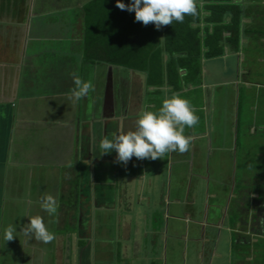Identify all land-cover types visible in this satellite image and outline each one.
Wrapping results in <instances>:
<instances>
[{
  "label": "crops",
  "instance_id": "1",
  "mask_svg": "<svg viewBox=\"0 0 264 264\" xmlns=\"http://www.w3.org/2000/svg\"><path fill=\"white\" fill-rule=\"evenodd\" d=\"M85 1L0 0V264H64L74 253L83 258L90 241L101 261L112 259V241H119L116 255L124 259L130 249L137 255L138 228L152 247L145 259L184 260L192 243L195 264H213L224 255L216 248L222 233L234 243V233L249 227L251 215H242L248 200L261 206L253 225L263 217L259 187L247 191L255 160L245 149L252 145L241 139L264 130L259 108L252 103L255 114L245 119L244 108L238 110L241 75L212 74L203 59L201 82L176 92L196 90L191 105L199 119L184 129L192 137L187 151L127 163L117 161L115 150L102 153L103 136L134 130L142 108L157 110L175 91L147 86L145 76L122 67L84 62ZM224 54H231L228 47ZM74 76L92 84L79 98ZM120 166L136 172L122 174ZM49 194L53 213L41 207ZM27 215L42 216L54 238L45 243L26 235ZM66 222L62 232L58 226ZM9 227L16 236L5 241Z\"/></svg>",
  "mask_w": 264,
  "mask_h": 264
},
{
  "label": "trees",
  "instance_id": "2",
  "mask_svg": "<svg viewBox=\"0 0 264 264\" xmlns=\"http://www.w3.org/2000/svg\"><path fill=\"white\" fill-rule=\"evenodd\" d=\"M129 2L125 0V3ZM194 2L197 7L195 14H185L182 21L173 20L172 24L156 28L153 22L144 24L135 20L134 10L119 8L115 0H86L82 4L83 61L143 72L147 86L160 88L167 85L175 92L180 91L184 84L200 83L204 58L221 56L226 47L231 52L241 51L242 36L251 30L249 25L255 20H264V0ZM258 31L264 40V27ZM120 172L128 174L136 170L127 171L120 166ZM259 190L263 217L261 228L256 232L258 238L251 240L252 227L241 233L247 241L234 237L233 246L239 250L243 245L246 253L238 258L235 256L232 264H264L263 187ZM247 209L242 215H251L254 220L260 206L256 207L248 200ZM241 234L236 233L237 236Z\"/></svg>",
  "mask_w": 264,
  "mask_h": 264
},
{
  "label": "clouds",
  "instance_id": "3",
  "mask_svg": "<svg viewBox=\"0 0 264 264\" xmlns=\"http://www.w3.org/2000/svg\"><path fill=\"white\" fill-rule=\"evenodd\" d=\"M121 9L134 10V19L144 24L153 22L156 28L172 24L173 20L182 21L185 14L197 12L194 0H115ZM76 87L73 95L77 98L86 95L92 84L82 81L74 76ZM199 117L195 113L191 102L184 96L173 92L166 95L157 110L142 108L136 118V127L127 132H116L103 136L99 141L102 153L115 150L117 161L127 163L135 156L137 158L162 157L171 151L185 152L190 147L192 137L185 134V126L191 127L197 123ZM41 207L49 213L55 212L53 197L49 194L43 197ZM29 222L22 231L31 234L35 239L47 243L54 238L44 219L40 215H27ZM13 229L9 227L4 233V239L14 236Z\"/></svg>",
  "mask_w": 264,
  "mask_h": 264
},
{
  "label": "rangeland",
  "instance_id": "4",
  "mask_svg": "<svg viewBox=\"0 0 264 264\" xmlns=\"http://www.w3.org/2000/svg\"><path fill=\"white\" fill-rule=\"evenodd\" d=\"M249 27L251 30L246 34H243L242 36L243 38H245V40L243 41V38L241 40V51L239 53L231 52V54H226V55L224 54L223 56L220 57L209 58V59L204 58V59H205V65L208 67L209 71H211L212 74L213 72L217 71L218 75L219 74L220 76L226 75L227 78H230L231 76L236 77V75L238 74L241 75L240 77L243 80V82L239 84L238 93L240 94L241 107L244 108V113H245L244 118L246 119L248 117H253V114H255V109L251 107V104L252 103L254 104L255 102L256 107L259 108L260 111L258 112L259 119L262 117L264 120V40H262L261 38L260 31H258V29L264 27V20H260V19L255 20L249 25ZM57 53L58 54L56 55L57 58L56 60L58 63H56L54 67L55 68L57 67L56 70L58 73L59 71H61L59 69L60 68L59 65H60V61H63V59L62 57L60 58L59 52ZM119 69L121 71L122 70L127 72L129 71L131 72V74H135L136 76L141 78H144L145 76L143 72H136L133 70H128L126 68H119ZM242 69H246L247 71L241 73L240 70ZM245 81H249V84H245ZM128 87L129 85H127V89ZM139 89L140 86L139 84H137L136 90L138 91ZM120 94L123 96L121 97V100L123 101L124 97L125 96L127 97V95L125 94V92L123 93V91L121 90H120ZM180 95L186 97L188 100L191 99L189 100L191 103L193 102V100L196 101V90L192 92L187 91L184 93H180ZM194 111L196 113V109ZM185 128H186L185 131L189 129V127L187 126H185ZM258 128H259L258 130L259 132L257 133V135L252 136L251 134H249V136H247V134L245 133L241 134L242 141L248 143L249 145H252L247 149H245L246 151L249 152L248 160H250V162L255 160L253 163H250V166L248 167L249 170L247 171V173L249 174V184L247 186L248 187L247 191L252 187L253 184L258 186L259 188L262 186L264 191V165H261L262 162H264V154L261 157H258L256 154V150L260 151L261 149H264V130H262L259 126ZM185 134H190V131L187 133L185 132ZM242 171L246 173V169H243ZM70 198L71 196L67 195V199L71 200ZM74 198L75 197L73 196L72 200ZM246 210H247V206L243 211L246 212ZM259 213H261L260 210ZM249 220L250 221L248 222L249 224L248 228L252 227L250 229L251 233L249 235L251 236V240L254 241L258 238L256 232L258 231L259 228H261L260 226L261 221L259 220L258 223L259 227H256V225H252L253 223L252 221H254L255 224L256 217L254 216V220H251V218H249ZM244 224L245 227L246 220L244 221ZM67 225L68 222L62 223L58 227L59 228L64 227L62 232H65L69 228V226ZM222 234L223 235L220 237V239L217 242L216 248L220 250V253L224 252V255L221 254L217 256L215 260L212 261V263L232 264V262H234L235 260V256H237L238 258L243 254L245 255L246 253L245 247H243L242 245V247L239 250H237L236 247L233 246L234 243L229 242V237H228L229 233L227 232L226 235L225 233ZM234 237L236 238V240L237 238L240 237L241 241L244 242L245 240L247 241V238H245L243 234L237 236L236 233H234ZM135 238L136 241L138 242L137 255H135V250L132 251L130 249L128 250V252L130 253H127L129 259L127 258V256L124 259H120L118 255H116L118 250L121 248L119 241L116 240L117 242L112 241L113 248L115 249V252L114 251L113 252L114 254L115 253L116 254L112 255L111 260L101 261L96 258V255L94 253L93 243L92 241H90L87 254L84 255L83 258L76 257L74 253L73 255H70V258L67 257L65 258L64 264H163V262L164 264H195L196 263V259H194V254H193L194 244L192 243L186 244L189 248L191 247L192 248L191 250H189L190 252L188 251L189 257L184 260L178 259L180 258V255H178V257L176 258L178 260L175 259L173 261L171 260L155 261L151 259H145V256L147 255L144 253L145 251L144 249L152 250V247L150 244H146L144 242V236L142 235V232L139 228L136 230ZM228 249H231L230 253ZM235 252L236 254H234ZM55 264H63V263L62 261L57 260Z\"/></svg>",
  "mask_w": 264,
  "mask_h": 264
}]
</instances>
